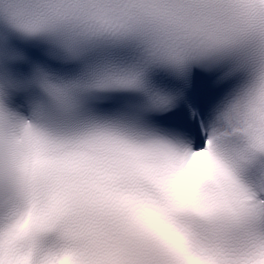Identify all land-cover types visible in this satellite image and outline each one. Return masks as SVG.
<instances>
[{
    "label": "snow or ice",
    "instance_id": "6c2138e0",
    "mask_svg": "<svg viewBox=\"0 0 264 264\" xmlns=\"http://www.w3.org/2000/svg\"><path fill=\"white\" fill-rule=\"evenodd\" d=\"M0 264H264V0H0Z\"/></svg>",
    "mask_w": 264,
    "mask_h": 264
}]
</instances>
